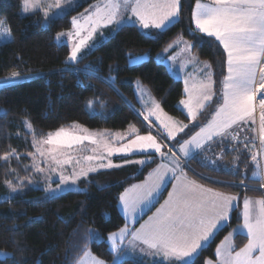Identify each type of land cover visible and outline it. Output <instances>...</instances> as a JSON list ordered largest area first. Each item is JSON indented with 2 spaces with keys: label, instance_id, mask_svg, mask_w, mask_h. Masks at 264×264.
I'll return each instance as SVG.
<instances>
[{
  "label": "trees",
  "instance_id": "16d2710c",
  "mask_svg": "<svg viewBox=\"0 0 264 264\" xmlns=\"http://www.w3.org/2000/svg\"><path fill=\"white\" fill-rule=\"evenodd\" d=\"M94 0H88L62 14L45 27L39 12L23 14L22 0H0V21L11 29L14 40L0 39V79L19 72L25 78L0 85V157L15 151L8 160L0 158V194L7 190V183L14 181L16 172L24 174V166L32 160L35 150L33 137H43L51 131L79 123L90 129L125 130L136 125L138 133H148L151 128L139 112L136 81L148 85L163 108L171 115L189 124L175 140L183 142L191 138L213 115L222 95V80L226 75V54L213 38L202 33L192 35L189 27L195 0H182L181 21L160 32L148 30L145 35L138 25L125 27L113 38L89 50L75 66L66 64L71 48L68 43L58 45V33L72 29V18L82 13ZM148 32V33H149ZM159 33V35H157ZM188 39L193 51L208 60L214 73V97L199 114L195 124L179 104L185 97L181 79L172 75L167 65L156 59L164 48L177 38ZM197 37L211 43L197 46ZM149 54V59L131 65L130 56ZM92 65L99 69V77L87 70ZM68 69V70H65ZM223 73V75L221 74ZM108 77L116 80L114 90L105 82ZM126 98V99H125ZM89 101H92L89 107ZM30 122L29 131L25 122ZM217 140L211 148L189 160L188 173L215 188L261 195L264 188L260 179L253 177L255 163L252 153L240 154L238 169H224L208 165L210 156L222 146ZM223 145V144H222ZM232 156L227 151L224 158ZM145 156L136 153L117 160ZM154 163L141 166L130 163L119 168L103 169L79 180L84 191L66 192L50 198L42 188H28L24 193L0 200V249L10 254L0 257V264H72L83 246L86 229H95L102 240L89 242L88 247L98 257L110 262L115 253L110 252L107 237L120 229L126 219L117 207L118 196L134 182L143 180L160 163V157L152 156ZM206 165V166H204ZM110 185L101 190L98 185ZM242 184V185H241ZM247 188H244V186ZM240 221L239 207L223 231L216 234L196 257V264H206L216 257V248L226 234ZM247 242L246 236H237L235 248ZM121 264H157L144 258H127Z\"/></svg>",
  "mask_w": 264,
  "mask_h": 264
},
{
  "label": "snow or ice",
  "instance_id": "6c2138e0",
  "mask_svg": "<svg viewBox=\"0 0 264 264\" xmlns=\"http://www.w3.org/2000/svg\"><path fill=\"white\" fill-rule=\"evenodd\" d=\"M75 6H78L77 2L70 4L69 8ZM53 7L61 11L52 13L50 16V9ZM90 8L91 11L86 10V15L82 13L80 18H72V31L60 32L56 36L58 45L64 44L65 41L62 38L71 41V51L67 56L66 64L75 66L84 58L80 55L83 49L88 48L89 53L96 50L113 38L114 33L118 34L125 27L138 25L141 29H158L163 32L170 26L178 24L182 17V0H97ZM37 11L43 12L46 27L60 18L64 9H62L61 0H56L54 5H45L42 0H22V13L34 14ZM113 24L116 25L113 32H110L108 36L101 32L100 39L93 40L99 29ZM192 24L194 28L189 27L190 34L195 36L196 33H202L206 37L213 38L218 47L222 46L226 54L224 61L226 75L221 82L222 95L219 99L222 103H219L211 121L201 127L191 139L183 143L177 141L180 144V152L186 158L183 161L184 166H188L189 160L195 158L193 153L196 150H201V153L208 150L205 149V144H208L210 149L209 142L213 141L214 137L219 138L217 141L219 144H224L229 139L239 140V136L233 134L235 132L233 126L252 119L257 107L260 109L259 139L264 145V0H208L206 3L195 0V7L191 12L190 25ZM145 35L156 38L150 32ZM0 39L14 40L10 27L3 21H0ZM90 41H92L91 45H89ZM204 43H211V41L197 37V46H202ZM193 47L194 45L185 42L184 50L190 51ZM143 59L139 56H130L129 62L139 64ZM164 59L166 58L162 57L161 62ZM196 59L195 56L192 57V60ZM86 67L90 73L99 77L97 67L92 65ZM204 68L209 70L205 73V79L193 84L191 90L186 88L188 99L180 102L193 121L196 120L198 111L205 107V102H210L215 94L211 66L205 63ZM19 76V72L11 73V77ZM105 82L117 92L119 91L115 87L114 77H108ZM141 91L144 90L141 89ZM258 96L259 99H257ZM92 103L89 101L88 106L91 107ZM153 103L154 108L148 110V114L144 115L143 119L148 121L150 116H155L156 120L163 125L167 138L175 139L176 133L182 132L187 125L177 127L175 122H165L158 115V112L162 111L159 104H155L154 101ZM167 119L171 121L170 117ZM25 125L32 130L30 122L26 121ZM230 129L233 132H229ZM108 136H111L112 141L119 146H115L106 139ZM125 140L126 138L120 133L112 134L107 131L92 133L78 124H73L70 129L60 128L54 133H49L46 139L35 141L36 153L32 154L34 159L38 155L50 160L57 168L64 164H71L74 159L75 163L79 164L80 160L69 154L79 150L86 141L96 146L88 149L93 155L83 157V160L88 163L86 168L81 167L79 171L73 169L70 175L59 173L57 187L53 189L49 186L46 189L52 194L50 198H56V193L84 191L78 186V181L82 177H88L89 173L121 167L122 165L115 164L110 159L114 154L143 153L147 159L125 160V163H136L141 166H150L154 163L152 156L155 153H159L161 158L167 155L161 151L164 145L157 142L156 136L151 133L136 135L134 139L121 143ZM249 143L251 148L248 143H245L244 147L253 151L256 145L251 141ZM44 145L50 147L44 148ZM168 151L171 152V149ZM10 155H16L15 151L6 153L0 158L8 160ZM258 155H260L258 151L253 152L252 160L256 161ZM64 156L67 158H59ZM209 163L219 167L216 160H209ZM160 169H166V172L161 173ZM34 170L45 171L38 164L34 166ZM167 173H171L177 180V184L173 186V192L169 194V200L157 210L153 217L141 224L138 229L135 228L134 225L138 223L137 213L143 211L141 206L148 207L152 204L153 194L160 191L163 176ZM152 176L156 177V182L146 181L144 184L133 185L118 196L117 207L125 215L126 223L118 232L111 233L107 237L110 242V252L119 254L131 251L138 252L142 256L158 257L160 259L157 264H196V257L204 244L223 231L226 226H230L229 221L237 206L235 202L238 197L214 191L194 180H188L181 160L175 156L171 165H159L150 174V180ZM253 176L264 179V167L258 172H253ZM98 187L104 190L110 185H98ZM12 190L15 192L17 188L12 186ZM233 232L246 235L247 244L235 251V245L226 238L217 248L219 264H264V198L244 199L242 224L238 225ZM102 239V234L97 230L86 229L82 237L83 246L79 249L80 254L73 259L72 264H106L105 261L92 255L88 247L89 242ZM5 255L9 254L5 253ZM113 264H121V262L114 258ZM207 264H213V261L208 260Z\"/></svg>",
  "mask_w": 264,
  "mask_h": 264
},
{
  "label": "rangeland",
  "instance_id": "374dc122",
  "mask_svg": "<svg viewBox=\"0 0 264 264\" xmlns=\"http://www.w3.org/2000/svg\"><path fill=\"white\" fill-rule=\"evenodd\" d=\"M86 1H88V0H61V6H62V9H64V12H61V15L64 14L65 12H67L68 10L72 9V8H69L70 4H72L74 2H77L78 5H79V4H81L83 2H86ZM42 2L45 5H49V4H53L54 5L56 0H42ZM96 2H97V0H94L82 13H84L86 15L87 14L86 10L91 11L90 6L95 4ZM58 11H61V10L60 9H56V8L53 7L52 9H50V16L52 15V13H55V12H58ZM21 12H22V9H21ZM37 12L40 13V15L42 17L43 24H45L43 12L42 11H37ZM82 13H79L75 17L80 18ZM109 27H111V26L109 25L107 28H109ZM72 30H73V28L70 29V30H67V31H63V32H69V31H72ZM144 31L147 32V33L149 32L148 30H144ZM101 32L105 36H107L108 31L106 30V28L99 29L97 31V34L93 37L94 41L95 40H99ZM62 39L65 41V43H68L70 48H71V41L67 40V38H62ZM182 40L183 41L184 40L188 41L187 39H184V38H182ZM91 43H92V41L89 42V45H91ZM184 49H185V45L181 44L179 46V50L180 51L178 52V54H176L177 56H175V58H178L180 60L182 58H184L185 57ZM88 50H89L88 48L83 49L82 52L80 53V55L83 56ZM138 56L144 58L142 62H144V61L149 59V54L138 55ZM138 56H131V57H138ZM156 59L158 61L161 60L159 56ZM131 65H135V64H131ZM24 78L25 77L21 76V75L19 77L3 78V79H0V85L7 84V83H10L12 81L22 80ZM187 88L191 90L192 87H187ZM136 89H137V95H138V99H137L138 100V108H139V112L141 113L142 116L147 115L148 114V110L154 108V103H153V101H154L155 104H159L160 109L162 111L158 112V115H160L161 119H163L165 122H168V123L175 122L177 127H179L181 125H187V126L189 125L185 121H183V120H181V119L169 114L163 108L161 102L155 97V95L153 94V92L150 89V87L148 85L144 84L141 80H137L136 81ZM141 89H143L144 91H141ZM187 99H188V97L184 98L183 100H187ZM205 104H206V102H205ZM179 106L188 115L187 109L184 108V106L181 103L179 104ZM201 110L202 109H200L198 111V113ZM168 117L171 118V121H169L167 119ZM190 120H191L190 124H195L196 121H197V118H196L195 121H193L191 119V117H190ZM253 120L255 121V119L252 118V119L242 123L241 125H234L233 128H234L235 132L233 134L238 135L239 136V140L229 139V140H226L223 145L219 144L220 146H222V149L219 150V151H216L217 150L216 149L213 153H211V155H213V156H210L209 154L207 156H205V159H204L205 162L208 165H211L209 163V160H216L217 165H220V163H222L224 165V169H233V171L238 169L240 161H241L240 154L252 153L255 150L254 149L253 151H249L248 149H245V147H244V144L248 143L249 144V148H251V143H249V141H251L252 143L254 141V138H255V135H256L255 134L256 133V128H255V122H253ZM149 121H151V123H149ZM146 123L151 128V131L148 132V133L137 134V135H148L149 133H151L153 136H156L157 142H159L162 145H164V147L161 149V151H164L167 154L166 157L161 158L160 154L156 153L161 159L160 163L156 167H154L152 170H150V172H149V174H148V176L146 178V181L147 182H151V183L156 182V177L155 176H152L151 180H150V174H152L159 167V165H161V164L171 165V161L173 160L174 156H175V158H178V159L181 160L182 167H184V171H185V169H187V166L183 165V161L185 159L183 158L182 153L175 147V141H174L176 138L179 137V135L184 130L182 132H177L175 139H168L167 138V133H166L165 129L163 128V125L161 124L160 121L156 120L155 116H150L149 120L146 121ZM73 124H78V125L82 126L83 128L88 129L89 132H92V133H103L105 131H107L108 133H112V134L120 133L122 136H124L126 138V140L134 139L135 136L132 137V138L130 136H132L133 133L138 130L136 125H132V126H130L129 128H127L125 130H114V129H101L100 130V129H90V128H87V127H85V126H83V125H81L79 123H73ZM71 126L70 127H65V129H70ZM28 130L32 131L29 128H28ZM55 131H57V130H55ZM55 131H51L49 133H54ZM229 132H233V130L230 129ZM49 133H47L46 135H44L43 137H40V138H37V137L34 136L33 137V142L41 141L43 139H46V137H47V135ZM80 134H83V133H80ZM106 139H108L110 142H112L115 146H119L114 141H112L111 136H108ZM126 140L125 141H121V143L126 142ZM43 147L44 148H48L50 146L44 145ZM92 147H96V146L95 145H91L89 142L86 141L84 143V145L80 147L79 150L71 152L69 154V155L75 157L76 159H79L80 163L76 164L75 163V159H74L71 164H64V165H62L59 168H57V166L55 164H53L48 159L41 158L38 155H36L35 159H34V155H32L31 156L32 160L29 163H27L24 166V168H23L24 174H21L20 172H16L15 173V175H14V179L15 180L14 181H9L7 183V190L0 194V200L1 199L10 198V197L14 196L16 193H24L30 187L42 188L45 191H46V189L49 186L51 188L55 189L57 187V185H58L59 173L60 172H63L64 175H70L72 173L73 169H75L76 171H79L81 167L86 168L88 166V163L83 160V157L86 156V155H93V153L88 150V149H90ZM169 149H171V152L168 151ZM237 149L239 151H237ZM227 151H232L233 154H232V156L230 154V156L228 158H224L226 153H227ZM35 153H36V147H35V150H34L33 154H35ZM134 153H139V152H133V153H128V154H114V155H112L110 157V159L113 161V163L124 166V165L130 164V163H125V160L124 161L117 160V158L118 157L129 156V155H132ZM59 158L60 159H66L67 156L59 157ZM142 159H147V157L146 156H141V157H138V158H135V159H128V160L136 161V160H142ZM37 164L39 165V167L45 169V171L44 172H36L34 170V166L37 165ZM52 168H55L56 170L55 171H51L50 169H52ZM101 170H103V169H101ZM259 170H260L259 162H256L255 163L254 172H258ZM160 171H161V173H165L166 169H160ZM89 174H92V173H89ZM253 177L257 178V179H260L259 176H253ZM172 180H173V175L171 173L165 174L163 176V183H162V187L160 188V191L158 193H154V195H157V194L161 193L163 191V189L165 191L166 190L168 191ZM260 180L262 182V185H264V179H260ZM21 183H22V186H21ZM262 185H261V187H262ZM12 186H15L17 188V191L14 192L12 190ZM78 186L80 187L79 181H78ZM245 186H244V188H247ZM262 188H264V187H262ZM171 189L173 191V188H171ZM47 193L51 194L49 192H47ZM59 194H62V193H56V195H59ZM5 253L10 254L8 251L0 249V257H3V258L7 257L8 255H5ZM91 253H92V255H94L96 257V255L92 251H91ZM98 258L102 259L100 257H98ZM102 260L106 262V260H104V259H102Z\"/></svg>",
  "mask_w": 264,
  "mask_h": 264
},
{
  "label": "crops",
  "instance_id": "0c3cea01",
  "mask_svg": "<svg viewBox=\"0 0 264 264\" xmlns=\"http://www.w3.org/2000/svg\"><path fill=\"white\" fill-rule=\"evenodd\" d=\"M202 2H205V3H206V2H208V0H202ZM194 7H195V6H194ZM21 9H22V8H21ZM110 26H111V27L106 28V30L108 31L107 36L109 35L110 32H113V30L116 29V25H115V24L110 25ZM72 28H73V27H72ZM142 30L144 31V30H150V29H142ZM182 38H184V37L177 38V39L174 40L172 43H170V44H169L166 48H164L159 54H157L156 58H157L158 56L160 57V59H161L162 57H163V58H166V59L163 60V63H165V64L167 65V67L169 68V70H170V72L172 73L173 76H175L177 79H181V80H182L183 85H184V90H185L187 87H192L193 84L198 83V82L201 81V80H204V79H205V73H207V72L209 71L208 69H205V68H204V64L206 63V64H208V65H210V66H211V64L209 63L208 60H205V59L200 58V57H199V56L193 51V49H191L190 51H186V50H184V51H185V57L182 58L181 60L178 59V58H176L175 60L170 59L171 57H175V56H177L176 54H178V52L180 51V50H179V46H180L181 44L185 45V42H187V43H189V44H192L188 39H187L188 41H185V40L183 41ZM99 39H100V38H99ZM184 39H186V38H184ZM193 56H195L197 59H196V60H192V57H193ZM159 61L161 62V60H159ZM210 71H211L212 78H213V80H214V73H213V68H212V66H211ZM174 72H175V73H174ZM185 80H187V84H185ZM214 86H215V84L213 85V90H214ZM214 93H215V91H214ZM186 97H188V95H187V93H186V91H185V97H184V98H186ZM213 97H214V95H213ZM213 97H212V99H213ZM137 99H138V95H137ZM211 101H212V100H211ZM211 101H210V102H211ZM210 102H206L205 107H206V105L209 104ZM221 103H222V101H221ZM205 107H204V108H205ZM218 107H219V106H218ZM218 107H217V108H218ZM204 108H203V109H204ZM217 108H216V109H217ZM203 109H202V110H203ZM202 110H201V111H202ZM201 111L197 114V117H196V118H198V116H199V114L201 113ZM214 113H215V112H214ZM214 113H213V115H214ZM213 115H212L211 118H210L205 124H203L201 127L205 126L208 122H210L211 119L213 118ZM189 118H190V117H189ZM253 118H254V115H253ZM248 120H250V119H248ZM248 120H247V121H248ZM242 123H244V122H242ZM185 129H186V128H184V130H185ZM199 131H200V129L198 130V132H199ZM196 133H197V132H196ZM196 133H195L193 136H195ZM137 134H139V133H138V130L135 131V132L133 133V135L130 136V137L132 138V137L136 136ZM255 134H256V133H255ZM176 139H177V138H176ZM176 139H175V140H176ZM189 139H191V138H189ZM189 139H187V140H189ZM217 139H219V138L214 137V138H213V141H215V140H217ZM175 140H174V141H175ZM187 140H185V141H187ZM213 141H211V142H209V143L212 144ZM183 142H184V141H183ZM183 142H181V143H183ZM175 147L180 151V144L175 145ZM206 148H208V144H205V149H206ZM200 151H201V150H196V151L193 153V155L199 153ZM134 154H136V153H134ZM183 158L186 159L185 157H183ZM258 162H259V161H258ZM185 173H186V175H187V179H188V180H194V181H196L197 183L202 184V185H204V186L207 187V188H211V189H213L214 191H218V192L225 193V194H227V195H233V196L238 197L237 202H235L236 205H237V206L235 207V209L238 208V207H239V209H240V221H239V223H238L236 226H234V227H233V228H232V229L226 234V236H225V237L219 242V244L217 245V248L220 247L221 243L224 242L226 238H229V241H230L232 244L235 245V244H236V238H237V236H246V235L237 234V233H234V232H233L234 229H237L238 225H241V224H242L243 201H244L245 198L252 199V200H257V199H260V198H264V193L261 194V195H258V194H249V193H241V192H230V191L221 190V189L215 188V187H213V186H210V185H208V184H206V183L200 181L199 179H197V178L191 176V175L188 173L187 169H185ZM148 174H149V173H148ZM148 174H147V176H148ZM147 176H146L143 180H141V181H137V182L132 183V184L129 185L126 189L131 188L133 185L144 184V182L146 181ZM176 184H177V180L173 177V180H172V182H171V184H170V186H169L168 191H167V190L165 191V190L163 189V191H162L161 193H159V194H157V195H154V194H153L154 199H153V201H152V204L149 205L148 207L141 206V207L143 208V211L137 213L136 219H137L138 223H136V224L134 225L135 228L138 229V228L140 227L141 224H144L146 221H148L150 217H153V216L157 213V210H158V209H161V207H162L163 205H165V202L169 200V194L173 192L171 188H173V186L176 185ZM170 189H171V190H170ZM235 209H234V210H235ZM120 210H121V209H120ZM121 212H122V210H121ZM123 215H124V214H123ZM124 217H125V215H124ZM125 219H126V217H125ZM230 220H231V218H230ZM229 222H230V221H229ZM129 226H130V227H133L132 225H129ZM121 228H122V227H121ZM118 231H119V229L116 230V231H114V232H118ZM114 232H112V233H114ZM110 234H111V233H110ZM108 236H109V235H108ZM213 238H214V237H213ZM213 238H211L208 242H206V243L204 244L203 248H204L205 246H207V245L213 240ZM108 243H110V242H108ZM245 244H247V242H246ZM245 244H244L242 247H244ZM242 247H241V248H242ZM203 248H202V249H203ZM217 248H216V253H217ZM202 249H201V250H202ZM239 249H240V248H238V249L235 248L234 250H235V251H238ZM201 250H200V251H201ZM95 255H96V254H95ZM96 257H97V255H96ZM114 258L119 259L120 262L123 261L124 259H127V258H144V259H148V260H150V261L153 262V263H157V261L160 259V258H158V257H147V256H142V255H141L140 253H138V252H136V253H132L131 251L123 252V253H119V254H118V253H115V257H114ZM101 260H102V259H101ZM113 260H114V259H113ZM113 260L110 261V262L106 261V264H113ZM208 260H212V261H213V264H219L220 257L217 256V254H216V257H215V258H209V259H207V261H208ZM207 261H206V264H207Z\"/></svg>",
  "mask_w": 264,
  "mask_h": 264
},
{
  "label": "built area",
  "instance_id": "2783aa9c",
  "mask_svg": "<svg viewBox=\"0 0 264 264\" xmlns=\"http://www.w3.org/2000/svg\"><path fill=\"white\" fill-rule=\"evenodd\" d=\"M257 99H259V96L257 97ZM259 113H260V109L257 107L256 112L254 113L256 135H255L253 143L256 145L255 150L260 153V155H258V158H259L260 168H262V167H264V145L261 144V141L259 139V136H260V132H259V125H260Z\"/></svg>",
  "mask_w": 264,
  "mask_h": 264
}]
</instances>
